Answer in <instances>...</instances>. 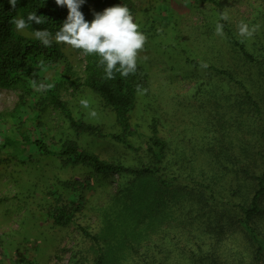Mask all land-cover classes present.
<instances>
[{"label": "rangeland", "instance_id": "1", "mask_svg": "<svg viewBox=\"0 0 264 264\" xmlns=\"http://www.w3.org/2000/svg\"><path fill=\"white\" fill-rule=\"evenodd\" d=\"M132 1L134 21L146 40L137 55L141 87L130 113L137 130L131 147L108 137L76 136L65 114L39 88H0V264H92L100 253L105 264H196L187 251L196 248L193 227L184 225L194 222L205 244L216 238L201 231L204 223L213 228V217L196 216L199 183L217 191L212 207L225 215L237 213L233 204L252 193L253 180L244 178L242 169L264 167V70L243 61L230 39L238 37L264 59V0H217V5ZM218 22L223 35L216 32ZM241 23L254 28L252 36L239 33ZM62 50L59 63L39 70L48 86L76 119L120 132L111 107L83 85V53L68 44ZM186 56L229 68L250 87L260 112L246 103L238 84L202 65L185 64ZM152 123L167 144L160 166L165 172H160L175 182L173 189L156 190L154 175L96 172L61 160L62 143L72 138L101 160L128 167L146 163L143 152ZM35 139L51 153H41ZM67 180L76 182L66 185ZM49 190L79 201L81 209L71 223L54 224ZM223 234V256L230 246L250 250L239 229L230 233L226 228Z\"/></svg>", "mask_w": 264, "mask_h": 264}, {"label": "trees", "instance_id": "2", "mask_svg": "<svg viewBox=\"0 0 264 264\" xmlns=\"http://www.w3.org/2000/svg\"><path fill=\"white\" fill-rule=\"evenodd\" d=\"M196 1H209L215 5L218 4L217 0ZM118 4L127 5L131 13L135 11V4L132 0H85L80 6V11L83 12L86 20L91 21L94 13L98 10ZM32 11L41 16L42 23L36 24L32 22L25 28L26 33H20L14 21L21 16L26 17ZM67 11L66 6L57 5L55 0H17L14 7L9 3V0H0V88L19 89L23 92H29L31 87L39 88L48 95L52 106L60 109L65 114L69 127L76 136L85 134L94 138L108 137L127 147H131V136L137 130L133 128L130 113L141 87L139 78L141 71L137 66L134 71L126 76L121 75L119 71L114 69L112 78H108L105 75L104 65L100 62L101 58L97 54L86 55L82 50L78 49L84 56L83 85L99 95L111 107L120 129V132L117 133L104 132L96 125L73 117L68 107L60 99L56 91L48 86L39 71L42 68L59 63L64 58L62 49L66 43L57 42L55 33L65 20ZM150 27L155 30L154 22L151 23ZM39 29H47L50 33L52 42L49 45H44L35 37L34 30ZM225 35L229 36V31ZM230 42L232 48L236 53L240 54L243 61L257 65L264 70V59L251 53L238 37L234 36L230 39ZM184 62L194 67L202 65L220 77L227 78L236 85L238 84L242 89L241 93L246 103L258 113L260 112L259 102L251 92L250 87L246 86L241 79L235 77L229 68L219 67L214 63L208 62L199 64L198 61L187 56ZM33 142L41 153H51L41 139H35ZM166 145V142L157 135L155 123H152V133L148 137L147 145L143 152L145 156L147 155L149 161L136 167H128L120 163L101 160L96 154L86 149L78 148L76 140L72 138L62 143L60 153L63 156L61 160L71 166L87 165L96 172H118L133 176L154 175L157 181L155 189L162 190L173 189L177 186L175 182H169L163 178L160 172H165V169L163 170L160 166ZM261 157L264 165V153L261 154ZM242 172L244 178L253 180V188L251 189L252 193L245 192V194L240 196L239 201L233 204L236 209L234 211L237 212L235 214H239L238 217L232 212H229L230 215H225L220 211L214 210L212 201L216 200L217 191L207 183H199L195 195L197 196L200 211H198L196 216L199 217L202 213L207 219L213 217L210 224L213 228H209L208 224L204 223L201 225L204 228L201 231L206 230L211 234V237L216 238L215 240L213 238V241L209 244H205L200 231H195L194 222L185 224L184 226L186 227L192 224V232L195 235L193 240L196 250L191 246L187 249L190 256L188 258L192 262L196 264H264V228L260 226V223L264 220V167L258 171L244 167ZM64 182V184L68 185L74 184L76 181L67 180ZM202 185L203 187H201ZM190 192L194 194L192 189ZM47 195L54 201V210L51 214L54 224L64 226L71 223L81 209L79 201L76 198H64L62 194L55 190H49ZM226 228L229 229L230 233L239 229L243 238L247 241L246 244L250 245V250L243 253L240 249L230 246L228 253L223 256L222 251L219 250V242ZM92 238L96 240V237L92 236ZM228 238L231 242V238ZM244 256L245 258L248 257V259H244ZM106 262L105 255L100 253L92 264H105Z\"/></svg>", "mask_w": 264, "mask_h": 264}, {"label": "clouds", "instance_id": "3", "mask_svg": "<svg viewBox=\"0 0 264 264\" xmlns=\"http://www.w3.org/2000/svg\"><path fill=\"white\" fill-rule=\"evenodd\" d=\"M84 2L85 0H55L57 5L66 6L68 10L60 29L55 33V40L80 49L86 55L97 54L108 78H112L114 69L123 76L128 75L136 68L138 50L144 46L145 34L139 30V25L134 21L127 5L107 7L94 13L93 19L88 21L80 11ZM9 3L14 7L17 0H9ZM32 22L42 23L41 16L35 11L14 21L17 30L25 29ZM216 32L223 35V24H216ZM253 32L254 28H250L248 24L239 25L242 36L250 37ZM34 34L44 45L52 42L47 29L34 30ZM81 103L87 106L88 101L82 100Z\"/></svg>", "mask_w": 264, "mask_h": 264}]
</instances>
